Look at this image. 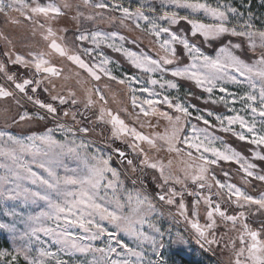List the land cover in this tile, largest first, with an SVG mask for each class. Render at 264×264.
<instances>
[{
    "label": "snow or ice",
    "instance_id": "snow-or-ice-1",
    "mask_svg": "<svg viewBox=\"0 0 264 264\" xmlns=\"http://www.w3.org/2000/svg\"><path fill=\"white\" fill-rule=\"evenodd\" d=\"M81 4L92 14L84 17L79 12L78 18L93 20L119 13L120 24L130 22L134 29L152 38L159 54L154 58L125 47L136 41L126 40L117 31L81 29L69 41L67 29L60 35L59 30L50 24L46 27V23H39L38 27L48 52L18 51L7 36L2 37L5 48L0 51V100L17 106L12 123L22 127L34 120H50L55 126L43 134L24 137L0 130V201H16L17 207L35 205L40 209L26 217L15 208L4 212L12 217V222L0 223V230L10 232L19 244L11 252L0 251V264H18L21 258L25 264H67L60 255L77 253L92 254V264H162L159 259L145 261L143 251L144 245L149 244L157 258L162 255L164 233L150 220L156 212V200L177 204L180 216L190 225L201 247L219 243L215 229L222 221L238 234L239 244L233 246L234 264H264V221L256 229L246 214V206L264 209V193L256 197L233 183L222 182L214 175L209 177L212 166L224 161L238 164V172L246 183L264 182V170L257 171L254 162H264V30L254 27L250 4H245L247 15L233 6L232 0H215L214 4L208 0H160V11L147 0L135 11L124 6L122 0H81ZM68 7L67 0L62 4L56 0H0V14L16 12L34 24L40 19L55 21ZM180 10L185 14L181 15ZM181 21L190 26L189 31L175 30ZM224 38H228L226 42ZM217 42L220 46L215 56L206 54L204 49L213 48ZM102 46L120 53L137 72L118 78L109 67L115 61L103 52ZM249 52H258L259 58H244ZM52 53L70 61L92 81L99 82L103 76L129 89L139 128L130 127L104 103L94 115L98 121L111 125L113 143L121 141L130 151L112 147L105 154L90 151L83 139L77 142L78 134L90 129L68 123L70 118L78 125L77 117L83 118L79 111L81 101L75 91L57 90L56 81L63 71L47 58ZM185 58L187 63L183 62ZM15 67L23 68L24 73L12 71ZM177 79L193 82L202 94H207L205 104H222L233 114L201 110L179 96L173 97L171 90L178 89ZM229 85L240 91H230ZM92 91L97 100L88 95L83 101L85 112L98 102L106 103L100 88ZM215 92L223 95L214 98ZM237 103L241 105L239 110ZM28 104L34 113L25 107ZM161 121L166 122L163 133L143 132L146 126L156 128ZM235 125L240 131L235 130ZM211 128L231 133L254 146L251 159L228 149ZM57 133L62 139H57ZM217 142L224 145L223 149L216 146ZM145 145L149 150L166 148L169 153L185 157L183 177L173 175L169 166L150 157ZM68 160L75 162V167H70ZM114 160L124 172L112 166ZM129 168L141 175L147 169L158 171L155 179L159 192L155 188L151 193L144 189L140 176L132 181L133 190H126L121 176L130 178L126 175ZM209 179L218 189V199L202 194L205 189L211 192L213 184ZM177 184L181 185L179 191ZM189 186L198 191H189ZM185 193L196 198L191 211L185 204ZM201 202L206 206L203 224L197 211ZM233 206L240 210L229 214ZM17 222L24 225L23 231ZM145 224L161 239L142 231ZM121 233L132 238L137 248L126 245ZM105 237L106 246L96 247L95 242H104ZM175 242L182 244V237L178 236Z\"/></svg>",
    "mask_w": 264,
    "mask_h": 264
},
{
    "label": "rangeland",
    "instance_id": "rangeland-1",
    "mask_svg": "<svg viewBox=\"0 0 264 264\" xmlns=\"http://www.w3.org/2000/svg\"><path fill=\"white\" fill-rule=\"evenodd\" d=\"M58 4H62L63 0H56ZM70 4V7L64 9V15L56 19L55 21L45 22L43 19H40L37 23H32L24 19V17L20 16L16 12H9L8 16L0 14V51H3L5 48V41L2 39L3 36H7L10 41L15 45L16 50L18 51H27L31 49L33 51H45L48 52L47 42H45L41 37V30L38 27L39 23H46V27L50 24L54 30H59V34H64V29H67V36L69 41L72 39L73 33L78 30H91V31H103V32H113L117 31L120 35L125 36L126 40L132 41L135 40V44H126L125 47H130L136 51H143L146 54L157 57L159 54L158 47H155L152 42V38L147 36L145 33L140 30L134 29V26L130 24V22H125V24L121 25L119 21V13H114L110 15H104L103 18H95L93 20H88L86 18H78V13L83 12L84 17L92 14L91 9H85L81 0H67ZM147 2L155 7L158 11H160V0H147ZM210 3H215V0H208ZM124 6L129 7L131 10L135 11L141 4L145 3V0H122ZM233 6L238 7L241 11L245 12L247 15V11L245 10V4H250L251 12L253 13V24L256 29L264 30V4L261 3V0H232ZM79 5V7H77ZM147 11V9H145ZM180 14L184 15V10H180ZM202 18V17H201ZM17 22H13V21ZM175 30L178 32L189 31L190 26L187 25L186 22L181 21L179 25L174 26ZM228 38H224L226 42ZM220 46V43H215L213 48H205L204 51L206 54L215 56L216 48ZM103 52L110 57L114 64L109 67L112 68L113 73L118 76V78L135 74L137 72L136 69L132 68L131 65L125 60V58L120 54L113 52L111 49L106 46H102ZM179 52L182 53V49H178ZM52 64L56 65L59 68H62L63 76L56 81L57 90L64 91L65 93L68 90L75 91L77 94L78 100L81 101L79 104V111L83 113V118L80 116L77 117V121L80 123L77 125L76 121H72L70 118L68 119V123L70 125L75 126H84L88 127L90 131L85 134H78L77 142L83 139L86 143L90 145V151H102L105 154L109 153L112 147H119L125 149L126 151H130L126 148V145L121 141H115L113 143V138L111 135V125L104 124L96 119V115L99 112L100 105L102 103L105 104V107L108 110H111L114 114H119L122 119L125 120L126 124L130 127L139 128V124L136 120L135 112L133 111L131 105V95L129 89L125 85H120L115 81H109L106 77L102 76L101 81H92L87 78L86 73H83L82 70L78 69L75 65H73L70 61H67L64 58L59 57L57 54L52 53L49 57H47ZM249 61L253 59H258V52L253 54L251 52L247 53V56L244 57ZM187 63V60L183 61ZM12 71H18L23 74V68H11ZM80 73V75H77ZM172 79L171 77H169ZM3 81H0L2 83ZM178 89L171 90V95L173 97L179 96L182 100H185L189 103L196 104L201 110L205 108H209L214 110L215 112L226 115L233 114L229 113L227 109L224 108L222 104H205V100L207 99V94H202L200 89H197L193 82L177 79ZM230 91L239 92L235 86H228ZM95 88H100L104 97L105 102H98L95 107L85 112L83 101L86 99L88 95H92L94 100H97V97L94 95L92 91ZM191 93V95H189ZM137 95H141L137 93ZM146 95V94H143ZM220 95H223L219 92L214 93V98H218ZM196 96H200V99H196ZM44 98L47 99V94L44 95ZM230 99V98H229ZM30 111L33 113L35 109L32 108L31 104L26 105ZM237 110L241 108V105L237 103L235 105ZM7 110V111H6ZM23 110V109H21ZM75 111V108L73 109ZM17 111V106L14 102L5 103L0 100V130H7L10 134L17 137H24L28 135H39L43 134L47 130V128L54 127V123L49 121H33L27 125L22 127H17L12 123L11 117L15 115ZM138 111V110H136ZM243 114V113H241ZM211 119V118H210ZM155 123L156 121L153 120ZM195 122V121H193ZM213 123H215L213 121ZM166 122L161 121L158 123L156 128L145 127L143 132L147 135H152L153 133H163L165 130ZM203 127V125H201ZM236 131H240L239 126H233ZM215 135L221 137L224 141V145H227L228 149L239 153L240 155L251 159V149L254 146L249 145L246 141H240L236 136H233L231 133H225L223 131H219L217 128L209 129ZM57 139H62L59 133L56 134ZM224 145H221L217 142V147L223 149ZM146 151H148V155L156 160H159L164 165L169 166L168 170L172 172L173 175H179L183 177V170L187 167V161L185 157L178 156L175 153H169L166 148L161 149L159 151L149 150L148 146L145 145ZM135 155V154H133ZM132 158V157H129ZM69 163L70 167H75V162L66 161ZM170 162V165H169ZM257 164V171L264 170V162L254 161ZM138 163V161H137ZM113 167H116L121 172H124V169L121 168L118 161L114 160ZM239 165L233 162H224L220 161L218 165L212 166L209 177L215 176L217 179L222 182L233 183L236 186L241 187L242 190L246 191L248 194L258 197L261 193H264V182L252 180L251 183H246L241 179L242 173L238 172ZM227 172L229 175L225 177L224 173ZM126 175L130 178L125 179V176L122 175L121 179L124 181L125 189L128 191L133 190L132 181L136 179L137 176H140L142 180L143 188L148 192H152V189H156L159 192V188H157L156 177L159 176L158 171H154L151 169H147L143 175L138 172H133L131 168L127 170ZM209 183L213 184L211 192L207 189L202 193L203 195H211L214 199H218L215 197V193L218 189L215 187L214 181L209 179ZM177 191L181 189V185H176ZM189 191H198V189H193L189 186ZM185 204L189 211L192 210V204L196 199L194 196H188L185 193ZM226 198V193H225ZM179 197L176 198L179 201ZM156 204V212L150 217V220L156 224L158 228L164 233L163 234V246L160 249L162 255L160 257H156L151 250V246L149 244H145L143 251L145 252L144 260H157L159 259L162 264H234L235 255L233 253L234 243L238 246V234L236 231L231 229V226H225V224L221 221L218 223L217 228L215 229V235L219 240L218 244H212L209 248L208 245H204L201 247L200 243L197 241L194 231L191 229L190 225L185 223L183 217L180 216L177 204L167 205L164 202H160L158 200L154 201ZM15 208L16 211L22 213L25 217L30 214H35L40 209L35 205H20L17 207L16 201H0V223H10L12 222V217L6 216L4 212L6 210H11ZM206 206L201 202V206L197 209L199 212L200 223H204V216ZM246 209L249 211L246 213L249 216L250 224L258 229L260 223L264 221V209H258L257 206H246ZM235 206H233L232 211L229 214H233L236 211H239ZM17 227L23 231L24 225L17 222ZM140 227V226H138ZM142 231L146 232L149 235L155 236L157 240H160L161 237L152 232L148 225L145 224L141 228ZM182 237V244H176L177 237ZM123 242L132 248H137V243L128 236L123 233L120 234ZM105 241H96V247H105ZM19 244V240L17 239L14 242L13 235L6 231L0 230V251H13ZM55 251V248L52 249ZM139 250V249H137ZM123 251V249H121ZM60 259L67 262V264H92L93 255L92 254H79L77 253L75 256H66L61 254ZM18 264H25L23 258L20 259Z\"/></svg>",
    "mask_w": 264,
    "mask_h": 264
}]
</instances>
